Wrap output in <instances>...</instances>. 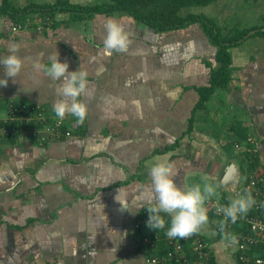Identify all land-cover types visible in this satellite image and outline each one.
Wrapping results in <instances>:
<instances>
[{
  "label": "crops",
  "instance_id": "obj_1",
  "mask_svg": "<svg viewBox=\"0 0 264 264\" xmlns=\"http://www.w3.org/2000/svg\"><path fill=\"white\" fill-rule=\"evenodd\" d=\"M9 2L14 8L42 4ZM221 2L213 4L223 11ZM233 2L264 10L259 9L264 0ZM190 9L183 14L194 13ZM32 15L12 36V20L0 14V56L18 44L17 54L25 58L15 82L0 65V79H8L6 87L0 86V116L11 102L41 104L53 112L59 82L33 68L37 62L47 66L53 52L69 64V71L89 73L92 94L81 97L88 105L83 124L74 116L65 117L72 137L43 146L0 140V264H144L137 228L151 194L150 167L166 159L175 164L179 186L202 183L206 176L221 185L219 197H231L230 191L247 177L241 168L245 143L234 129H243L253 139L258 169L264 173L263 37L242 42L247 53L238 49L242 43L230 49V83L215 89L204 108L196 109V88L209 80L204 63L216 66V48L199 24L156 33L121 16L117 19L133 43L127 53L107 55L106 18L77 23L68 14H55L56 28L40 33L37 14ZM261 26L264 22L250 23L243 30ZM85 38L96 42L89 44ZM231 164L236 177L223 186ZM208 215L211 222L201 235L216 264H236L235 246L228 249L214 238L209 227L216 220L209 210Z\"/></svg>",
  "mask_w": 264,
  "mask_h": 264
},
{
  "label": "trees",
  "instance_id": "obj_2",
  "mask_svg": "<svg viewBox=\"0 0 264 264\" xmlns=\"http://www.w3.org/2000/svg\"><path fill=\"white\" fill-rule=\"evenodd\" d=\"M214 1L215 0H94V3L92 2V4L79 5L70 2V0H54L50 3H30L22 8H14L11 6L9 0H1L0 14L7 15L12 20L13 24L9 30L10 35L12 36H15L20 31L12 33L11 28L17 24H25L27 19L28 21H31L33 16L32 14H37L34 16V20H36V28L41 27L39 31L40 33H47L56 28V26H54L55 14H68L69 20L77 23H83L88 21L90 18L94 19L97 17H104L107 20L112 17L116 20H118L117 18L121 16L128 17L135 26L144 27L155 31L156 33L176 31L187 28L193 24H199L210 45L216 48L214 56L216 66L212 67L210 62L204 63L205 66L210 69L207 85L196 88V92L199 97L196 109H202L210 96L214 93L215 89L226 88L231 81L230 75L232 57L230 49L240 45L242 42L253 36H260L264 38V26L254 27L251 30L230 31L231 35H223L219 27L212 20H210V18L202 14H183L184 10L194 7H204L212 4ZM93 27L99 28L97 25H94ZM95 38H98V30H96ZM85 39L87 43L92 45L96 42L95 39L91 41L88 38ZM11 103H14L13 105H31L29 108L38 105L41 108L47 109L41 104L28 102ZM35 112L36 111L32 109L30 116L34 117L33 113ZM49 113L55 115L54 112L49 111ZM64 122L66 126L65 118ZM9 124V121L6 123L3 121L0 122V126L3 127H8L10 126ZM39 125L40 124H37V122L33 120L28 123L21 122L20 124H17L16 128L17 131L20 129L23 131L21 134L14 135L12 137L0 138V140H9L12 142L27 140L33 144L40 145L35 137H28V134H25L33 129H40L41 127ZM236 125L238 128L239 125ZM239 129L241 130V133L235 129L233 131L235 132L238 140H242L243 143H245V147L241 152V168L242 172L245 174L247 173L248 175L254 171H259L258 151L254 145L247 143V139L249 138L247 137V133H245L243 129ZM70 133L72 137V130H70ZM61 140L64 139L62 138ZM45 144L48 143H43L40 146ZM262 175L264 176V173H262ZM162 215L165 216L168 223L166 224L165 229L158 231L150 229L147 226V221L149 219L148 211L142 212L138 217V222L140 223L137 231L141 240L138 245V250L145 253L144 260L155 257L158 261L157 264H199V262L204 264H216L207 239H205V237L201 234L197 235L201 238V241L207 243V248L203 249V252L206 253V257L199 258L198 253L192 250L190 243L185 241H182L183 257L179 258L181 254H176L172 258L167 257V254L170 252L168 245L169 238L165 237L164 231L170 226V217L163 213ZM211 217L215 218L212 212ZM236 230L237 228L233 230V233H235ZM245 233H247V231H245ZM216 235L218 239L220 238L219 240L223 239L220 233H216ZM259 247L254 248L253 250L258 251L260 250ZM237 256L238 253H236L234 249V261L236 264H243L239 261Z\"/></svg>",
  "mask_w": 264,
  "mask_h": 264
},
{
  "label": "clouds",
  "instance_id": "obj_3",
  "mask_svg": "<svg viewBox=\"0 0 264 264\" xmlns=\"http://www.w3.org/2000/svg\"><path fill=\"white\" fill-rule=\"evenodd\" d=\"M106 35L103 40L104 52L107 55L113 53H127L133 43L131 34L124 24L110 18L105 24ZM20 50L18 44L9 48V55L0 57V65L4 66L6 77L16 81V77L25 66V58L17 53ZM47 66L37 62L33 65L36 71H43L52 80L59 82L56 94L59 99L53 105L55 116L63 121L67 115L74 116L78 123L83 124L88 118V105L81 97H89L92 89L89 82V73L86 70L69 71V64L61 62L56 52L50 54ZM102 69L97 74L102 73ZM8 79H0V86L6 87ZM176 167L174 162L166 159H158L149 169L151 180V194L147 200L149 219L147 226L150 229H165L170 217V226L166 236L169 239H186L196 234H202L209 224L208 208L206 203L213 197L219 198V183L209 182L208 177H203L202 183L191 186H179L176 182ZM119 200V199H118ZM257 201L252 192L245 189L235 199H231L227 206H218L216 212L223 214V219L217 224L219 233L224 240L235 241L234 234L227 231L229 222L235 224L238 219L246 216ZM264 206V205H262ZM213 223H216L213 221Z\"/></svg>",
  "mask_w": 264,
  "mask_h": 264
},
{
  "label": "built area",
  "instance_id": "obj_4",
  "mask_svg": "<svg viewBox=\"0 0 264 264\" xmlns=\"http://www.w3.org/2000/svg\"><path fill=\"white\" fill-rule=\"evenodd\" d=\"M28 22V19L27 21ZM24 24H17L11 28L12 33L19 32L23 29ZM41 27H37L36 30L39 32ZM1 55V50H0ZM9 103L3 116H0V122L9 121L8 127L0 126V138L12 137L17 134H21V129L17 131V124L21 122L36 121L40 124V129H33L26 132L28 137L32 136L37 139V142L42 145L43 143H51L57 140L67 139L71 137L69 128L65 126V122L60 121L55 115L49 113L47 109L41 108L40 106H34L29 108L31 105H13ZM34 109L36 112L33 113L34 117H31V110ZM247 143L254 145L252 138L247 139ZM236 150L239 149V145H234ZM245 189L252 192L257 203L252 210L241 219H238L235 224L229 222L227 231L234 234L236 239L234 241L235 251L238 253V259L243 264H264V176L259 171H254L247 175L243 183L230 191L231 197H219L218 199H211L206 203L209 211L213 213L216 220V233H219L217 224L223 219V214H218L216 208L218 206H227L231 199H235ZM235 233H233V230ZM240 228V229H239ZM247 231V233H245ZM201 238L196 234L186 239H169V253L167 257L172 258L174 255L181 254L183 257L182 241L190 243L192 250L198 253L199 258L206 257V253L203 252L204 248H207V243L200 240ZM233 242V241H232ZM260 246V247H259ZM260 248V250H253L254 248ZM251 251V252H250ZM250 252V253H249ZM157 258H148L144 260V264H157ZM199 264H204L199 262Z\"/></svg>",
  "mask_w": 264,
  "mask_h": 264
},
{
  "label": "rangeland",
  "instance_id": "obj_5",
  "mask_svg": "<svg viewBox=\"0 0 264 264\" xmlns=\"http://www.w3.org/2000/svg\"><path fill=\"white\" fill-rule=\"evenodd\" d=\"M30 1H38L39 3L45 4L50 3L54 0H30ZM94 0H70V2L74 4L79 5H88L92 4ZM220 7H225L223 11L217 10L215 4H210L204 7H194L191 8L190 11L194 13H201L206 15L210 20H212L220 29L221 33L223 35H231L230 31H237V30H243L245 25L248 24H259L264 22V5H261V8L263 11H258L256 5L252 4H237L233 2L234 0H221ZM94 3V2H93ZM264 4V3H263ZM226 7H228L226 9ZM260 15V16H259ZM242 48L243 51L246 53L248 52L247 49V43H242V45L238 46V49ZM211 222V221H209ZM211 226L209 227V230L215 234L214 238H217L216 232H215V224L213 225L210 223ZM220 239V238H219ZM227 244L228 249L234 248V245L232 244L231 240H224L222 239L221 243ZM233 259V257H232ZM234 260V259H233Z\"/></svg>",
  "mask_w": 264,
  "mask_h": 264
},
{
  "label": "water",
  "instance_id": "obj_6",
  "mask_svg": "<svg viewBox=\"0 0 264 264\" xmlns=\"http://www.w3.org/2000/svg\"><path fill=\"white\" fill-rule=\"evenodd\" d=\"M250 33H253V32H250ZM235 177H236L235 167L233 164H231L226 169V172L224 176L222 177L221 184L223 186H228L235 179Z\"/></svg>",
  "mask_w": 264,
  "mask_h": 264
}]
</instances>
